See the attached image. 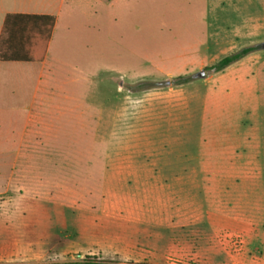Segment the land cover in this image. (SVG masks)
I'll return each mask as SVG.
<instances>
[{"label": "rangeland", "instance_id": "1", "mask_svg": "<svg viewBox=\"0 0 264 264\" xmlns=\"http://www.w3.org/2000/svg\"><path fill=\"white\" fill-rule=\"evenodd\" d=\"M262 43L264 0H67L41 83L0 66L2 240L43 225L50 261L106 264L129 244L224 258L211 245L245 222L264 240Z\"/></svg>", "mask_w": 264, "mask_h": 264}, {"label": "crops", "instance_id": "2", "mask_svg": "<svg viewBox=\"0 0 264 264\" xmlns=\"http://www.w3.org/2000/svg\"><path fill=\"white\" fill-rule=\"evenodd\" d=\"M67 0H0V39L3 32L6 17L8 15H28V16H48L54 17L55 23L51 38L49 40L46 54L41 62H6L0 61V66L5 67H39V78H43L44 71L47 70L52 45L54 39L60 28V22L63 18V9ZM49 72V70H48ZM47 82V89L49 88ZM43 100V99H42ZM43 103V102H42ZM252 184V183H251ZM27 214L29 212H26ZM175 213V211H174ZM31 214L34 212L31 211ZM148 210L143 211V216L150 215ZM155 218L154 224L163 226L162 224L167 221L166 218H172V208L163 209L161 199L159 204L152 211ZM127 216L132 217L133 213L127 211ZM17 218V213L10 215V218ZM170 233L177 229V225L170 220L169 227H166ZM215 233H222L218 228L213 229ZM8 240H2L0 236V260L3 264H75L83 263L80 261H58L49 260L50 247L48 244L49 230L48 227L39 225H16L11 224L8 228ZM262 232L258 227L248 225L245 222L235 230H224V234H229V240L213 243L211 250L216 254H221L224 258L215 257H202V258H185L182 264H264V240H258L257 235ZM241 237L242 246L236 248L232 243V237ZM250 239V241H249ZM255 240V241H251ZM122 259L117 264H141L147 260H152L153 264H161L155 262L161 258L162 254L157 249L152 248H139L137 244H129L128 247L117 249ZM104 262V261H102ZM106 264V262H104Z\"/></svg>", "mask_w": 264, "mask_h": 264}, {"label": "trees", "instance_id": "3", "mask_svg": "<svg viewBox=\"0 0 264 264\" xmlns=\"http://www.w3.org/2000/svg\"><path fill=\"white\" fill-rule=\"evenodd\" d=\"M54 23V17L8 15L0 39V61L41 62L45 57ZM256 50V47L241 49L224 57L207 70L214 74L220 73ZM75 264L105 263L88 258L83 263Z\"/></svg>", "mask_w": 264, "mask_h": 264}, {"label": "water", "instance_id": "4", "mask_svg": "<svg viewBox=\"0 0 264 264\" xmlns=\"http://www.w3.org/2000/svg\"><path fill=\"white\" fill-rule=\"evenodd\" d=\"M260 49H261V50H264V43H262V44L260 45ZM205 76H206L205 72H201V73H199V74L197 75V77H198V78H201V79L205 78Z\"/></svg>", "mask_w": 264, "mask_h": 264}, {"label": "built area", "instance_id": "5", "mask_svg": "<svg viewBox=\"0 0 264 264\" xmlns=\"http://www.w3.org/2000/svg\"><path fill=\"white\" fill-rule=\"evenodd\" d=\"M237 239H241V240H240V244H241V243H242V238H241V237H237Z\"/></svg>", "mask_w": 264, "mask_h": 264}]
</instances>
